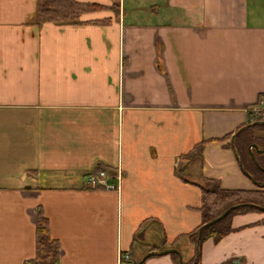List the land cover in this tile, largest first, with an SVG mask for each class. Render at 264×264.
<instances>
[{"label":"crops","instance_id":"obj_1","mask_svg":"<svg viewBox=\"0 0 264 264\" xmlns=\"http://www.w3.org/2000/svg\"><path fill=\"white\" fill-rule=\"evenodd\" d=\"M36 1L0 0V264L34 261L39 211L61 264H264V212L235 215L197 261L185 236L202 179L256 188L231 138L264 97V0H79L106 8L42 28L26 24ZM99 167L120 189L89 185Z\"/></svg>","mask_w":264,"mask_h":264},{"label":"trees","instance_id":"obj_2","mask_svg":"<svg viewBox=\"0 0 264 264\" xmlns=\"http://www.w3.org/2000/svg\"><path fill=\"white\" fill-rule=\"evenodd\" d=\"M119 7L120 0H113L111 9L116 14L119 13ZM105 8L106 7L96 3L81 2L79 0H37L35 11L26 24L34 25L38 28H42L46 23L60 25L86 24L88 22H83L81 20L82 15L90 12L100 11ZM107 21L108 20H95L90 22L102 24L106 23ZM260 101H264V97H261L258 103ZM248 114V121L240 128L252 123L255 124L244 129L236 136L235 151L236 155L241 159L246 170L252 173L257 181L264 183V170L257 167L255 161L252 159L251 152L249 151V146L252 144H257L259 148L264 149V135L258 134L264 133V123H260L264 121V112L255 113L251 110ZM228 138L231 137L228 136ZM207 142L212 141H202L191 151L180 156L176 172L185 181H187V179L184 178L185 172L196 157L203 156L204 147ZM253 152L255 153L256 159L264 167V153H259L255 149H253ZM246 159L256 166V170H253V168L248 166ZM102 169L104 168L99 167L97 171L100 172ZM198 185L201 189V204L198 210L202 216V223L194 231L185 235L192 243L196 244V261L200 257V250L203 242L208 239H212L217 243L234 231V228L232 227V218L235 215L252 211L264 212L263 209L259 208L264 207V186L256 185V188L251 190L225 189L215 180L207 178L202 179V183ZM233 206L238 207L228 216L214 224L205 225L223 215L230 207ZM203 226L204 228L201 242L198 244L199 230ZM36 236V257L34 261L29 264H61V250L59 242L51 237L49 221L44 216L42 211H39L37 214ZM159 249L163 250L164 247ZM234 263L235 260L232 259L224 264Z\"/></svg>","mask_w":264,"mask_h":264},{"label":"water","instance_id":"obj_3","mask_svg":"<svg viewBox=\"0 0 264 264\" xmlns=\"http://www.w3.org/2000/svg\"><path fill=\"white\" fill-rule=\"evenodd\" d=\"M260 123H264V121H263V122H260ZM254 124H255V123H252V124L246 125V126L240 128L237 132H235V133L233 134L232 139H231V143H232V148H233L234 150H236V145H235V139H236V136H237L241 131H243L244 129H246V128H248V127H251V126L254 125ZM253 149H255V150H256L257 152H259V153H264V149L259 148V146H258L257 144H252V145L249 146V151L251 152L252 159L255 161L256 165H257L260 169L264 170V167H263V166L259 163V161L256 159V156H255V153L253 152ZM237 157H238V156H237ZM238 161H239V165H240L241 170L243 171V173H244L246 176H248L250 179H252L256 185L264 186V183H263V182H259V181H257V180L255 179V177L253 176V174L250 173L248 170H246V168L244 167V165H243V163H242V161H241V159H240L239 157H238ZM237 207H238V206L230 207V208H229V209H228L223 215H221V216L218 217L217 219H214V220H212L211 222H209V223H207V224H205V225H211V224H214V223H216V222L222 220L223 218H225L226 216H228L233 210H235ZM259 208H261V209L264 210V207H259ZM205 225H204V226H205ZM204 226L201 227V229L199 230L198 244H200V242H201L202 232H203V228H204ZM170 253H178V251H177L176 249H173V248H172V249L164 250V251L159 252V253L152 252V253H150V254L166 255V254H170ZM145 259H146V257H144V258L139 262V264H143V261H144ZM180 264H184V263L181 261ZM193 264H195V262H194Z\"/></svg>","mask_w":264,"mask_h":264},{"label":"built area","instance_id":"obj_4","mask_svg":"<svg viewBox=\"0 0 264 264\" xmlns=\"http://www.w3.org/2000/svg\"><path fill=\"white\" fill-rule=\"evenodd\" d=\"M255 113L264 112V101H260L253 109ZM122 171L121 169H115L111 171H100L97 173L90 174L88 176V183L90 186L97 188V187H104L108 190L112 189H120V184L122 180ZM129 255L125 254L122 255L121 259H128Z\"/></svg>","mask_w":264,"mask_h":264},{"label":"rangeland","instance_id":"obj_5","mask_svg":"<svg viewBox=\"0 0 264 264\" xmlns=\"http://www.w3.org/2000/svg\"><path fill=\"white\" fill-rule=\"evenodd\" d=\"M127 10L129 11L130 10V7L129 6H127ZM135 13H136V11H134ZM129 13H132V11H129ZM258 134H263L264 135V133H258ZM264 160V159H263ZM246 161H247V164H248V166L249 167H251V168H253V170H256V166L252 163V162H250L248 159H246ZM196 163H198V158L197 159H195L194 161H193V163H192V166H194V165H196ZM258 167V166H257ZM259 168V167H258ZM193 169V168H192ZM191 169V172H189V174L191 175V176H193L194 175V173L196 174L199 170H197V168H194L193 170ZM194 172V173H193Z\"/></svg>","mask_w":264,"mask_h":264}]
</instances>
